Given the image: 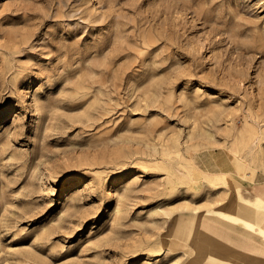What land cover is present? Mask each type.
Segmentation results:
<instances>
[{"label":"rangeland","instance_id":"obj_1","mask_svg":"<svg viewBox=\"0 0 264 264\" xmlns=\"http://www.w3.org/2000/svg\"><path fill=\"white\" fill-rule=\"evenodd\" d=\"M260 174L264 0H0V264H178Z\"/></svg>","mask_w":264,"mask_h":264},{"label":"crops","instance_id":"obj_2","mask_svg":"<svg viewBox=\"0 0 264 264\" xmlns=\"http://www.w3.org/2000/svg\"><path fill=\"white\" fill-rule=\"evenodd\" d=\"M221 188L223 187L217 189ZM232 193L228 200L224 199L212 211L237 213L240 194L245 200H261L258 209L246 214L253 215L256 225L264 228V174ZM214 212L212 215H203L200 226L208 234V238L210 235L220 242L210 244L208 256L202 264H264V235L252 234L243 221L229 222Z\"/></svg>","mask_w":264,"mask_h":264},{"label":"bare ground","instance_id":"obj_3","mask_svg":"<svg viewBox=\"0 0 264 264\" xmlns=\"http://www.w3.org/2000/svg\"><path fill=\"white\" fill-rule=\"evenodd\" d=\"M252 151H253V146H251L248 149V157L246 156V158L244 159L243 164L246 165V167L247 165L250 166V159L255 160L254 157L253 158L249 157L252 155ZM213 185H215V187L219 186L217 182L213 183ZM259 203H261V200H257V202L245 200L244 198L241 197L240 194L237 213H226L222 211H217L218 213L216 214L223 217L225 220L229 222L243 221L250 233L252 234L261 233L264 235V228H261L256 225L253 215L249 216L246 214V213L249 214L251 211H255L256 209H258ZM210 212L211 209L209 208L196 209L191 218L189 225H187V228L185 227L180 228V226H177L175 223H173V225L169 227L167 231L168 234L167 238L169 239L170 236L176 235L177 244H179L186 252L185 257L182 260H180L178 264H202V262L204 261V258L202 257L200 252L196 250V246L201 247L200 243L202 242V240L200 239V233H201L200 220L204 214H210ZM202 247L204 249L210 248V246L207 243L202 244Z\"/></svg>","mask_w":264,"mask_h":264}]
</instances>
